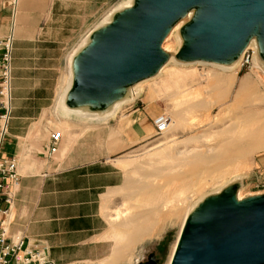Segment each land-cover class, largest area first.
<instances>
[{
  "label": "crops",
  "instance_id": "1",
  "mask_svg": "<svg viewBox=\"0 0 264 264\" xmlns=\"http://www.w3.org/2000/svg\"><path fill=\"white\" fill-rule=\"evenodd\" d=\"M111 1L0 0V39L11 27L14 36L13 108L0 154L17 160L19 175L5 221L8 239L21 238L26 248L46 251L55 264H101L109 259L114 243L108 239L102 211L123 183L116 156L142 143L153 119L145 107H136L127 116L129 126L116 123L88 141L80 139L85 131L76 139L68 138L56 157L39 158L37 148L42 150L45 144L34 138L30 122L46 109L47 88L40 84L53 80L56 65L51 52L59 51L63 43L57 36L68 35L72 21L82 26ZM35 83L40 86L31 87ZM37 131L43 135L41 128ZM119 131L124 133L117 135ZM125 257L119 264L126 262Z\"/></svg>",
  "mask_w": 264,
  "mask_h": 264
},
{
  "label": "rangeland",
  "instance_id": "2",
  "mask_svg": "<svg viewBox=\"0 0 264 264\" xmlns=\"http://www.w3.org/2000/svg\"><path fill=\"white\" fill-rule=\"evenodd\" d=\"M125 1L126 0H112L93 18L85 20L82 26L78 25L76 21H72V24L68 27L70 33L68 35H63L62 38L59 35L57 36L59 37L58 41L63 39V43H61V49L59 51L51 52L56 65L54 66L53 80L51 83L40 84L43 89L44 87L47 88V91L44 92L47 95V100L45 101L46 109L38 119L30 123L34 128L32 133L34 138L45 144L42 150L37 148L40 153L39 158H47L44 150L50 134L52 132L60 133L61 140L58 144V150L51 156V158H54L60 154L59 151L62 146L67 144L68 138L76 139L77 136L82 135L86 131L80 139L88 141L93 138L96 132L105 128H111L116 123L123 128L129 126L130 119L127 116L131 112V109L135 110L136 107H145L146 113L152 115L153 119L161 114H166L170 118L172 124L169 132L166 134H155L151 127L153 119L149 120L148 135L144 141L116 156L122 163L117 164V166L123 171V183L116 192L112 194L110 202H108L106 207L104 206L102 211V216L108 223L110 230L108 239L112 242V245L114 243V247L122 248L121 252L123 251V253L126 252L125 248L129 246L124 239L126 238L125 235L128 227L124 219H120L116 222L109 221L112 210L119 205H124L123 209L129 206V208H132L130 211L133 214H144L149 212L150 219H148L147 228L139 232V234H144V232L146 234L148 231L150 235L151 232L153 233L154 231L155 235L151 234L150 239L135 245L128 254H122L123 256L126 255V262L123 264L143 263L146 261L149 254H154L157 264H166L172 245L179 232L184 213L186 212L187 214L189 209H191L202 197L216 192L223 184L232 182L233 179L231 174H227L219 179L218 177L223 173H227V169L231 171L235 166V162H230L231 165L223 167L221 170L213 168L197 172V183L194 182L193 184L195 186L192 188L191 186L188 187L186 190L187 193L185 192L186 196L183 198L182 202H178V204H176L177 202L175 201L177 200L176 196L178 195L177 191H179V183L169 179L170 174L167 172L155 175L153 171H159L163 168L166 169L170 164L171 168L174 167V161L183 159L181 155H177V152L186 149L190 150L191 148H197V150L205 152L206 148L213 145L216 146L217 143L219 144L220 141L227 138L223 136L225 129L227 130L232 125L231 123L234 122V118L238 117L237 115H241L243 112L245 113L248 109L247 105L238 104L235 105V107L233 104L238 82L242 78H246L253 83L254 88L259 94H264V69L261 65L264 60L259 58L258 66H252L251 64L250 68H240L239 66L225 71L201 65L175 68L177 66L170 64L160 73V76L142 83L137 90L139 95L137 100H134L135 102L123 104L114 116L106 122L95 123L75 117L65 118L61 110L55 109V104L58 95L57 89L59 90L60 83L64 78L67 79L69 55L76 50L88 32L92 31L114 7H117ZM68 22H71V20H68ZM173 43L174 41L172 39L167 45L174 47ZM176 70L192 72L193 77L187 79L184 83L190 88L189 92L192 95L183 98L181 95L172 93L170 88H165L166 82L169 83V76ZM210 75H219L220 77L230 75L235 78V81L224 102L210 109L203 105L202 108L194 109L192 106L193 103H203L205 95L203 94L202 87L204 86L205 80ZM30 85L31 87L40 86L37 83ZM195 91H197L196 93L198 96L195 95L193 97ZM146 98L148 99L147 103L144 102ZM263 106L262 103H259L257 108ZM12 108L13 104H11L9 123L11 122ZM140 112L143 114V111L140 110ZM225 112H227L226 115ZM232 115H235V117ZM174 117H180L181 127H174V122H172ZM38 128L43 130V135H40V132L37 131ZM119 132L117 135H122L124 133H121V131ZM106 137L109 138V135ZM195 137L197 138L195 139ZM187 140H190V142ZM184 142H187V144ZM161 150L166 151L165 153L167 155H161L163 153ZM155 153L158 156H155ZM184 160H181L180 166L178 165L176 170L185 171L184 164L187 160ZM249 164V170H245L240 178L241 188L238 193L243 199L264 195V151L253 155L250 158ZM162 165L163 167H161ZM144 183L157 188L155 196L152 194L148 195L143 190L137 189V186H141V184ZM237 189L236 186L235 190ZM219 193L222 194V191ZM170 206L172 207V211L176 209L174 216L170 214ZM173 206L177 207L173 210ZM130 211L129 214L132 216L133 214H131ZM152 211L153 216H151L152 214L150 213ZM159 229H161V231Z\"/></svg>",
  "mask_w": 264,
  "mask_h": 264
},
{
  "label": "water",
  "instance_id": "3",
  "mask_svg": "<svg viewBox=\"0 0 264 264\" xmlns=\"http://www.w3.org/2000/svg\"><path fill=\"white\" fill-rule=\"evenodd\" d=\"M190 10L178 60L226 64L251 38L264 60V0H135L76 57L68 103L104 106L152 77L166 61L165 36ZM235 188L208 197L188 216L170 264H264V195L238 202ZM138 264L157 261L149 254Z\"/></svg>",
  "mask_w": 264,
  "mask_h": 264
},
{
  "label": "bare ground",
  "instance_id": "4",
  "mask_svg": "<svg viewBox=\"0 0 264 264\" xmlns=\"http://www.w3.org/2000/svg\"><path fill=\"white\" fill-rule=\"evenodd\" d=\"M134 3L135 0H126L117 7H114L92 31L88 32V34L86 35L84 40L80 42L76 50H74L71 53V55H69L68 72L66 76L67 79L64 78V80L60 83L58 95L56 98V104H55V109L61 110L62 115L65 118L75 117L81 120H87L89 122H95V123L106 122L109 118H112L114 116V114L120 109V107L123 104L137 100V97H139L137 90L142 83L154 77L160 76V73L163 72L164 69L170 64L177 66L175 68H185L186 66L201 65V66H208L211 68H216L225 71L228 69H234L241 66V60L245 52L247 50H252L253 58L251 64L252 66L253 65L258 66V62H259L258 55H261V51L259 45L257 44L254 38H251L249 40L244 50L237 57H235L232 61L226 64L207 63L203 61L184 62L178 60L176 58V54L178 52V48H180L183 45L181 30L186 24H188L192 20L195 14L194 10H190L170 28L167 35L165 36L161 44V51L165 54L166 61L157 71V73H155L152 77L142 80L132 86L121 89L118 92L116 99L107 103L104 106L91 105V104L70 105L68 103V100H69V92L72 88L74 81V63L76 57L89 44H91L93 37L97 32L104 29L106 26L110 25L122 12L130 9L134 5ZM172 39L174 41L173 43L174 47H170V45H167V43L170 42ZM261 65L264 69V63H261ZM192 77L193 74L191 71L188 72L184 70H176L169 76L168 78L169 83L166 82L165 88L166 89L167 87L170 88L172 90V93H174L175 95H181L183 96V98L188 97L189 95L192 94L189 92L190 88L184 83L187 79H190ZM234 81L235 78L230 75L224 77H220L219 75L208 76V78L204 82V86L202 87L203 94L205 95L203 103L201 102L193 103L192 105L193 108L199 109L202 108L203 105L206 108L210 109L211 107H214L224 102L234 84ZM196 92L197 91H195V94H193V97L195 95L198 96ZM259 103H262L264 105V94H259V92L256 91L253 83L250 80L246 78H242L237 84V89L234 95L233 104L234 106L238 104L247 105L248 109L245 113L243 112L241 113V115H237L238 117L234 119L232 118L234 122L231 123L232 125L230 124L231 126L227 130L225 129V132H223V136H226L227 138L220 141L219 144L217 143L216 146L213 145L211 147L206 148L205 152H202L201 150H197V148H191L190 150L186 149L177 152V155H181L183 159L174 161L173 162L174 167L171 168L170 167L171 164H170V166L167 167L166 169L163 168L159 171L157 170L153 171L155 175L167 172L170 174L169 179H172L179 183V191H177L178 195L176 196L177 200L175 201L177 202L176 204H178V202L179 203L182 202L183 198L186 196L187 193L186 190L188 189V187L191 186L192 188L195 186L193 183L196 182L197 172L206 171L208 169H213V168L216 170H221L223 167H227L231 165L230 162L232 163L235 162V166L234 168L231 169V171L227 169L226 171L227 173H223L218 177L219 179V178H223L227 174H231L233 181L227 184H223L220 187V189L217 190L216 192H213L209 195L202 197L194 204V206L191 209H189L187 214L186 212L184 213L179 228V232L172 245L166 264H170L171 262L173 253L179 241L181 231L188 216L191 215L200 206V204H202V202L205 199H207L208 197L210 198L216 197L219 195L220 191L233 189L237 186L238 189L234 193L235 200L238 202L243 200V198H241L240 194L238 193L239 189L241 188L240 178L242 176V173L245 172V170L247 171V169L250 167L249 164L250 158L257 153L264 151V106L257 108ZM226 113L227 112H225V115ZM232 116L235 117V115ZM172 122H174L173 125L175 128H179L182 125L180 123V117H174ZM171 124L172 123L170 120V124L167 130L162 134H166L167 132H169L171 128ZM196 138L197 137H195V139ZM187 141L190 142V140ZM184 143L187 144V142ZM162 152L163 153L161 155L163 156L167 155L165 153L166 151H162ZM155 156L158 155H156L155 153ZM184 159L187 161H185ZM181 160L185 161L184 172L176 170L177 166L178 165L180 166ZM161 167H163V165ZM137 189L143 190L146 194L148 195L152 194L153 196L156 195L155 193L157 191L156 187L150 186L146 183L141 184V186H137ZM123 206L121 205L120 207L112 211L109 221L116 222L120 219L126 220L124 222L128 227V229L125 235L126 238L124 239L125 242L127 241L129 246H127L126 248L124 247L126 251L125 253H123V251L121 252L122 248L114 247L109 259L101 264H119L121 262L120 258L122 257V254H128V252L131 251L135 245L150 239L151 234L155 235L154 231L153 233L151 232L150 235L148 234V231L146 234L145 232L144 234L141 233L139 234V232H142L147 228L148 219H150L149 212L146 211L147 213L144 214H137V213L133 214L130 211V209L132 210L131 207L129 208L128 206L126 209H123ZM176 207H174L173 210ZM171 209L172 207L170 206V214L171 216H174L176 209L174 211H172ZM129 211L131 214H133L132 216H130ZM150 213L152 214L151 216H153V211ZM159 230L161 231V229Z\"/></svg>",
  "mask_w": 264,
  "mask_h": 264
},
{
  "label": "built area",
  "instance_id": "5",
  "mask_svg": "<svg viewBox=\"0 0 264 264\" xmlns=\"http://www.w3.org/2000/svg\"><path fill=\"white\" fill-rule=\"evenodd\" d=\"M14 36L12 27L7 35L0 39V150L3 138L7 134L11 114L12 100V54ZM253 52L247 50L241 60L240 68H250ZM170 124V118L161 114L153 119L155 134L164 133ZM61 136L52 132L44 153L50 158L58 150ZM18 162L14 157L2 158L0 154V264H55L46 251L28 249L21 238L8 239L6 218L19 185ZM1 204L6 207L2 208Z\"/></svg>",
  "mask_w": 264,
  "mask_h": 264
}]
</instances>
